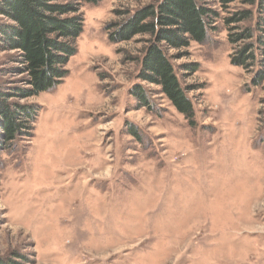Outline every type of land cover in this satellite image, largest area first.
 <instances>
[{
    "label": "rangeland",
    "instance_id": "1",
    "mask_svg": "<svg viewBox=\"0 0 264 264\" xmlns=\"http://www.w3.org/2000/svg\"><path fill=\"white\" fill-rule=\"evenodd\" d=\"M65 1L83 17L68 73L7 99L35 113L0 141V262L264 264V78L230 63L223 20L251 6L206 0L215 30L168 49L190 125L137 78L149 36L108 39L111 25L157 0ZM16 54L0 48V91L25 86ZM136 84L147 104L130 94Z\"/></svg>",
    "mask_w": 264,
    "mask_h": 264
},
{
    "label": "trees",
    "instance_id": "2",
    "mask_svg": "<svg viewBox=\"0 0 264 264\" xmlns=\"http://www.w3.org/2000/svg\"><path fill=\"white\" fill-rule=\"evenodd\" d=\"M217 1L228 9L236 0ZM240 1L251 7L235 9L223 17L233 49L229 59L232 65L247 70L257 68L260 74L254 81L260 83L264 78V0ZM0 15L12 21L0 22V48L15 50L20 70L26 75L25 86L0 91V141L9 142L25 131L35 112L32 104L7 99L37 95L61 82L68 73L65 64L76 51L75 40L82 31L83 17L77 2L58 0H0ZM217 16L206 0H157L115 22L108 32L111 42L129 40L136 34L149 36L137 78L157 85L190 125L194 123L193 105L181 86L168 49L187 47L191 41L205 42L216 28L213 23ZM130 94L147 104L142 86H132Z\"/></svg>",
    "mask_w": 264,
    "mask_h": 264
}]
</instances>
